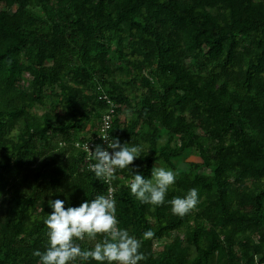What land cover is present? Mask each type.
Instances as JSON below:
<instances>
[{
  "label": "trees",
  "instance_id": "16d2710c",
  "mask_svg": "<svg viewBox=\"0 0 264 264\" xmlns=\"http://www.w3.org/2000/svg\"><path fill=\"white\" fill-rule=\"evenodd\" d=\"M0 5V264H39L50 201L78 207L110 187L139 264H264V0ZM104 119L142 149L111 185L82 146ZM157 164L176 181L163 205L141 204L128 184ZM192 188L199 203L173 215Z\"/></svg>",
  "mask_w": 264,
  "mask_h": 264
},
{
  "label": "clouds",
  "instance_id": "9594fccd",
  "mask_svg": "<svg viewBox=\"0 0 264 264\" xmlns=\"http://www.w3.org/2000/svg\"><path fill=\"white\" fill-rule=\"evenodd\" d=\"M113 151L97 145L90 151L89 159L95 163L88 165L96 180L111 185L116 179L117 169L129 168L142 150L138 146L128 147L117 138L106 134L100 137ZM177 173L164 167L154 166L150 178L141 174H133L128 187L130 193L141 204L161 206L165 203L168 188L175 183ZM107 196L100 195L91 202H83L78 207H64V201L56 199L49 202L52 209L44 220L48 243L44 252L36 250L33 255L39 257V264H76L77 261L92 260L98 264H139L147 256L141 252L142 242L130 235L127 229L119 227L116 216L115 188H109ZM171 213L183 217L199 203L198 190L189 189L183 197H175L168 201ZM88 250H82L76 241H96ZM154 231L143 233V240H151Z\"/></svg>",
  "mask_w": 264,
  "mask_h": 264
},
{
  "label": "built area",
  "instance_id": "2783aa9c",
  "mask_svg": "<svg viewBox=\"0 0 264 264\" xmlns=\"http://www.w3.org/2000/svg\"><path fill=\"white\" fill-rule=\"evenodd\" d=\"M104 117L108 118L107 115H105ZM105 121H106V120L104 119V122H103V123L101 124V126H100V129H99L100 134L91 135L90 139L87 140L86 142H84V143L82 144V146H83V148H84L85 150H87V147H86V146L88 145V148H89V150L91 151V148H92V142L96 141V140L99 138V136L103 137V136L106 135V125H107V124H106ZM104 149H106V150L109 151L110 153L112 152V150L109 149L107 146H105ZM87 151H88V150H87ZM94 163H95V162H94Z\"/></svg>",
  "mask_w": 264,
  "mask_h": 264
},
{
  "label": "rangeland",
  "instance_id": "374dc122",
  "mask_svg": "<svg viewBox=\"0 0 264 264\" xmlns=\"http://www.w3.org/2000/svg\"><path fill=\"white\" fill-rule=\"evenodd\" d=\"M0 7H2V5H0ZM156 166H159L160 167L161 165L160 164H157Z\"/></svg>",
  "mask_w": 264,
  "mask_h": 264
}]
</instances>
